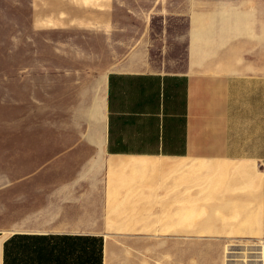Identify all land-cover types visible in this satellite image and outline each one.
I'll list each match as a JSON object with an SVG mask.
<instances>
[{
	"label": "crops",
	"instance_id": "crops-1",
	"mask_svg": "<svg viewBox=\"0 0 264 264\" xmlns=\"http://www.w3.org/2000/svg\"><path fill=\"white\" fill-rule=\"evenodd\" d=\"M21 33L0 264H264V0H112Z\"/></svg>",
	"mask_w": 264,
	"mask_h": 264
},
{
	"label": "rangeland",
	"instance_id": "rangeland-1",
	"mask_svg": "<svg viewBox=\"0 0 264 264\" xmlns=\"http://www.w3.org/2000/svg\"><path fill=\"white\" fill-rule=\"evenodd\" d=\"M112 0H0V40L9 43L31 27H97V11L102 14ZM152 4V1H148ZM159 5L156 6L158 8ZM101 19V16H100ZM101 26V21L99 22ZM40 31L39 41L42 44Z\"/></svg>",
	"mask_w": 264,
	"mask_h": 264
}]
</instances>
